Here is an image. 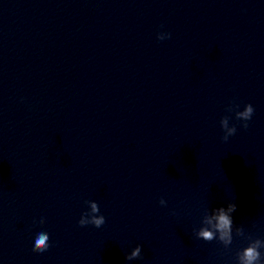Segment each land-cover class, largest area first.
<instances>
[{"label":"clouds","instance_id":"clouds-1","mask_svg":"<svg viewBox=\"0 0 264 264\" xmlns=\"http://www.w3.org/2000/svg\"><path fill=\"white\" fill-rule=\"evenodd\" d=\"M157 38L159 40H163L165 38H170L169 34H158ZM239 105H234L232 107H229L228 111H234L236 108H238ZM254 113V108L251 104H247L244 106L243 111H235L236 119L239 121H243L242 127L244 129L248 128V123L252 118V115ZM221 128L224 130V136L222 139L224 141H227L230 136H233L237 129L233 125L229 127V118L227 116L223 117L220 121ZM86 203L89 206V210L87 212H84L81 215V218L78 221V224L81 227H84L86 225H93L96 228H100L105 223V218L103 215H99L100 212L99 206L97 202L95 201H86ZM161 206H166V201L164 199H160L159 201ZM236 210V205L234 203L228 205V211H225L224 207H219L212 209V213H218V215L215 216L216 219V225L215 228L217 231L220 232L219 239L224 242L225 245H230L232 243V225L233 220L231 216L228 214V212H234ZM45 221L41 219L40 223L43 224ZM208 223H211V220H208ZM242 231V230H241ZM197 238L203 239L204 241H212L215 239V235L213 231L209 230L208 228H201V230L197 233ZM49 240L50 237L46 232H40L37 234L35 241H34V247L33 251L43 254L48 251L49 249ZM261 247H264V240L257 239L252 244H249L247 247H245L239 254V261L240 264H261V252L259 249ZM141 256V246L137 245L135 250L131 253V255H127L125 258L127 260H131L134 258H139Z\"/></svg>","mask_w":264,"mask_h":264}]
</instances>
